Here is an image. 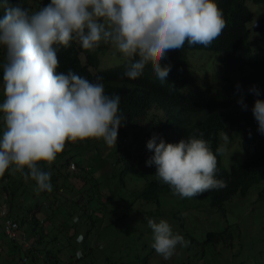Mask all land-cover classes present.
Instances as JSON below:
<instances>
[{
	"label": "trees",
	"instance_id": "trees-1",
	"mask_svg": "<svg viewBox=\"0 0 264 264\" xmlns=\"http://www.w3.org/2000/svg\"><path fill=\"white\" fill-rule=\"evenodd\" d=\"M19 2L34 12L49 4L50 0ZM216 2L226 21L222 34L208 47H189L185 44L182 49L173 50L170 57L161 61L162 66L171 65L168 81L164 84L156 78L151 59L146 60L142 70L134 75L125 71L127 61L100 71V55L109 51L111 45L101 43L100 47L89 51L82 49L78 42H73L71 47L59 49L57 55L60 65L57 71L67 73L71 69L92 82L96 81L97 76L102 77L105 93L120 96L123 118L118 125L115 145L111 148H104L95 139L66 141L64 150L51 165L40 163L43 171L51 173V192L38 191L35 181L28 179L31 184L34 183L29 185L23 177L19 182L13 179V192L6 193L3 190L9 205L8 216L19 224L22 236L21 223L31 225L36 231L34 247L26 253L31 260L43 257L44 263L51 264H207L204 263L207 247L226 242L225 234L208 233L206 240L193 237L187 226L191 220V216L187 215L190 203L183 200L166 202L173 195L170 188L150 173L149 167L145 165L146 159L152 154L147 150L146 143L154 134L166 143H177L183 138L192 135L199 137L203 133L202 138L216 153L221 149L220 135L227 124L232 131H241L245 154L243 163L225 170L221 151L217 155L216 176L224 180L227 187L208 191L194 199H209L214 209H223L236 197L245 198L254 187L262 186L259 201L264 202V134L258 132V123L251 111L257 99L264 100V48L252 39L249 25L254 22L255 14L248 7V3L264 7V0ZM194 51H209L218 55L214 76L202 77L191 71L188 59ZM2 55L5 57V49L0 47V63L3 62ZM82 56L86 58V64ZM92 69L98 72L94 74ZM253 86L259 90V96L249 91ZM0 95H4L2 85ZM241 97L248 106L247 110L237 103ZM155 109L160 112L159 120L156 115H152ZM145 122L152 125L151 130L138 131ZM3 128L0 115V132ZM100 165L110 166L104 181L94 177ZM7 178L6 172L2 180ZM70 179L73 189L90 192L88 204L82 206L81 198L74 200L73 211H67L61 223L53 220V216L46 221L40 220L38 215L42 212L46 215L49 210L54 211L56 201L53 199L59 197V188L62 189V185ZM128 182H143L144 188L131 190L127 187ZM87 187L90 188L86 190ZM104 190L110 195L103 200L102 207L105 210L112 208L114 218L109 215L111 213H103L102 217L96 214V198ZM45 193L49 195L46 202H39L36 195L39 194V199H42ZM136 203L139 204L137 207ZM182 206L185 215L180 209ZM27 207L30 210L25 220H21L22 210ZM165 216L171 218L173 231L184 237V244L178 245L175 254L168 260H164L152 248V231L147 225V218L159 222L165 220ZM75 217L77 222H74ZM64 228H67V232L75 229L76 234L83 235L86 231L87 237L82 244L67 247L62 241V236L66 235L62 231ZM0 229V245L9 246L14 242L15 246H22L6 235L3 224ZM89 238L91 242L86 245V239ZM80 248L84 253L81 258H77L76 253ZM199 248L203 249L201 256L194 255L193 250L199 251ZM11 252L12 249H9L4 255V259H11V264H18V258L28 261L24 255L17 258ZM67 258L68 262H63ZM214 264L219 263L214 261Z\"/></svg>",
	"mask_w": 264,
	"mask_h": 264
},
{
	"label": "clouds",
	"instance_id": "clouds-1",
	"mask_svg": "<svg viewBox=\"0 0 264 264\" xmlns=\"http://www.w3.org/2000/svg\"><path fill=\"white\" fill-rule=\"evenodd\" d=\"M0 10V47L5 49L0 63L5 97L0 102V179L6 172L19 173L35 181L38 191L47 192L53 188L51 173L41 169V162L51 165L66 141L96 139L115 145L123 118L120 96L105 93L102 77L92 82L71 69L57 71L61 47L78 42L93 51L101 43L111 45L132 75L151 59L156 78L164 84L171 65L162 66L161 61L169 51L185 44L208 47L226 27L216 0H50L34 12L19 0H0ZM249 91L260 95L255 86ZM237 103L247 110L242 97ZM251 111L258 132L264 134V100L257 99ZM222 136L228 144L229 136ZM202 137L200 133L166 143L154 134L146 143L152 153L146 167L154 166L158 180L181 199L227 187L216 176L217 155L224 149L214 153ZM147 225L152 248L164 260L184 244L167 220L147 218ZM18 244L23 246V241Z\"/></svg>",
	"mask_w": 264,
	"mask_h": 264
},
{
	"label": "rangeland",
	"instance_id": "rangeland-1",
	"mask_svg": "<svg viewBox=\"0 0 264 264\" xmlns=\"http://www.w3.org/2000/svg\"><path fill=\"white\" fill-rule=\"evenodd\" d=\"M248 7L255 14L254 22L249 25V29L252 33V39L257 41L260 47L264 48V7L253 3H248ZM258 26L262 27L260 31H256ZM172 53L173 50L169 51L166 58L170 57ZM4 58L5 57L2 55L3 61ZM81 59L83 63L86 64V58L82 56ZM100 60V71L120 66L126 61L122 54L118 53L113 47L109 51L102 53L100 55ZM216 60L218 61V55L209 51H194L189 55L188 59L191 71L202 77L204 75L211 77L216 74L214 70ZM92 71L94 74L98 72V70L95 69H92ZM4 98V95H0V102H3ZM152 115H156V119L159 120V110H153ZM149 121L150 119H148V122ZM148 122L143 123L138 131L144 130L149 132L152 128V125H149ZM130 127L132 128V126ZM223 132H225L230 138L228 144H225L223 140ZM223 132L220 135L221 148L224 149L221 151L223 168L225 170H230L233 166L242 164L245 159V154L242 148L243 133L241 131H232L228 124L226 125ZM143 136H145V133H143ZM97 144L102 145L104 148L112 147L107 146L103 140H98ZM105 151L108 150H104V152ZM111 161L112 159H110L109 162ZM71 168L74 169L75 167ZM97 170V175H94V177L100 181H104L108 176L107 172L110 170V166L104 165L102 167L100 165L97 167ZM155 171L156 169L154 166L149 167V172L153 175H155ZM13 179L14 177L8 174V178L6 180H0V184H4V187H0V193L4 192L3 190H5L6 193L13 192ZM62 183L60 185H62ZM142 183L128 182L127 187H129L131 190H140L144 188ZM27 184L33 185L34 183L31 184L30 181L27 180ZM89 188L90 187H87L86 190ZM261 189L262 186L254 187L247 197H236L233 201L228 202L223 207V209H214L209 199H181L178 196L172 195L166 200V202H169L170 200L181 202L183 200L190 203V209L187 212V215L191 216V220L187 226L189 228L190 234L193 237L206 240L208 233L215 232L225 234V238L227 239L226 242L223 241L217 246L207 247L204 263L214 264V261H216L219 264H264V202L259 201V192ZM29 192L30 190L28 193ZM32 192L35 193L34 190H32ZM58 193L59 197L53 199L56 201L54 211L49 210L46 215L41 217V220L46 221L48 217L53 216V220H56L57 223H61L63 222V218L67 211H73L74 200L81 198V205L83 206L85 203L88 204L90 199V192H78L76 189L72 188L71 179L70 181L66 182L65 185H62V189L59 188ZM45 194V198L42 199H39L40 196L37 194L36 199L39 202L45 203L46 198L49 196L47 193ZM109 195V192L104 190L103 194L96 198L95 209L97 216L102 217L103 213H111L109 215H112L114 218L112 208H106L105 210L102 207L103 200H105V198ZM25 199H27V197ZM138 205L139 204L136 203L135 207ZM196 206L198 208H196ZM180 209L183 211V215H185L186 211L184 210V206H182ZM28 210H30L29 207L22 210L23 217L21 220H25V215L27 214ZM107 216H105V218ZM165 220L171 224V218L169 216H165ZM74 222H77L76 217ZM27 226V224L21 223L22 233L24 236L23 246H15L16 244L14 242L9 246L6 244L0 245V264H11V259H4L5 251L9 249H12L11 253L16 254L17 258L22 257L23 255L27 258V262L26 259L24 260V258L23 260L18 258V264H44V262H39V260H31L30 257L26 256L27 250L34 247L32 242L33 236L36 232L31 228V225L28 227ZM62 231L66 233L65 236H62V241L67 247H69L71 244H82V242L85 240V237H87L86 231H84V235L82 233L76 234L75 229H71L69 232H67V228H64ZM69 238H71V241H69ZM86 240V245H89L91 239L89 238V240ZM78 252L84 253V251H82L81 248L77 251L76 257L80 258V254H78ZM202 252V248H199V251L193 250L194 255L199 254L201 256ZM63 262H68V258L66 261L63 260ZM201 264H203V262Z\"/></svg>",
	"mask_w": 264,
	"mask_h": 264
},
{
	"label": "built area",
	"instance_id": "built-area-1",
	"mask_svg": "<svg viewBox=\"0 0 264 264\" xmlns=\"http://www.w3.org/2000/svg\"><path fill=\"white\" fill-rule=\"evenodd\" d=\"M3 222H4V230L6 235L15 240L16 242L20 243V240L22 239L21 233H20V226L18 223H16L13 219H11L8 216V212L4 211L2 213ZM22 243V242H21ZM81 256V253H80Z\"/></svg>",
	"mask_w": 264,
	"mask_h": 264
},
{
	"label": "crops",
	"instance_id": "crops-1",
	"mask_svg": "<svg viewBox=\"0 0 264 264\" xmlns=\"http://www.w3.org/2000/svg\"><path fill=\"white\" fill-rule=\"evenodd\" d=\"M12 176L14 177V181L15 182L19 181V179L21 180V178H20L21 176H20L19 173H15ZM0 187H4V184H0ZM3 211H7L8 212L9 211V205L7 203V196L5 195L4 192H1L0 193V226L1 227H2V224H3V222H2V213H3ZM44 215H45V213L42 212L41 214L38 215V218L41 220L42 219L41 217L44 216ZM0 231H1V229H0ZM22 241H24L23 238L20 240V243ZM34 241H35V238L33 236V242L32 243H34ZM39 262H43V257L40 258Z\"/></svg>",
	"mask_w": 264,
	"mask_h": 264
},
{
	"label": "water",
	"instance_id": "water-1",
	"mask_svg": "<svg viewBox=\"0 0 264 264\" xmlns=\"http://www.w3.org/2000/svg\"><path fill=\"white\" fill-rule=\"evenodd\" d=\"M262 29V27L261 26H258L257 28H256V31H260Z\"/></svg>",
	"mask_w": 264,
	"mask_h": 264
}]
</instances>
